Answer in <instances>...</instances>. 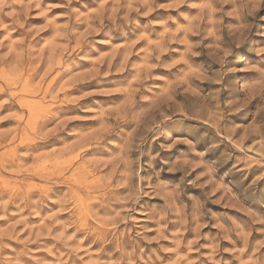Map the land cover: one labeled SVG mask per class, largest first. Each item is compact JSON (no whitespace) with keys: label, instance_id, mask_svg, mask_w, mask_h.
<instances>
[{"label":"rangeland","instance_id":"rangeland-1","mask_svg":"<svg viewBox=\"0 0 264 264\" xmlns=\"http://www.w3.org/2000/svg\"><path fill=\"white\" fill-rule=\"evenodd\" d=\"M0 264H264V0H0Z\"/></svg>","mask_w":264,"mask_h":264}]
</instances>
